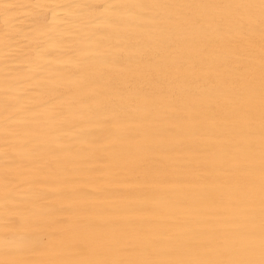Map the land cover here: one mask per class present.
<instances>
[{"label": "bare ground", "instance_id": "1", "mask_svg": "<svg viewBox=\"0 0 264 264\" xmlns=\"http://www.w3.org/2000/svg\"><path fill=\"white\" fill-rule=\"evenodd\" d=\"M0 264H264V0H0Z\"/></svg>", "mask_w": 264, "mask_h": 264}]
</instances>
